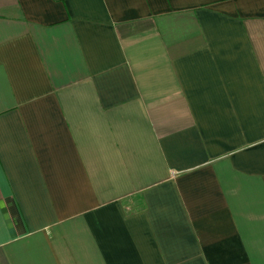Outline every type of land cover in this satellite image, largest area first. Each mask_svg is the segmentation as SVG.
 I'll list each match as a JSON object with an SVG mask.
<instances>
[{"label":"crops","instance_id":"crops-1","mask_svg":"<svg viewBox=\"0 0 264 264\" xmlns=\"http://www.w3.org/2000/svg\"><path fill=\"white\" fill-rule=\"evenodd\" d=\"M0 264H264V0H0Z\"/></svg>","mask_w":264,"mask_h":264}]
</instances>
